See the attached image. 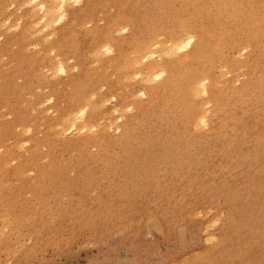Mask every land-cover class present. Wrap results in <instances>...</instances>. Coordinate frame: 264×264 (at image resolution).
I'll list each match as a JSON object with an SVG mask.
<instances>
[{
    "label": "rangeland",
    "instance_id": "1",
    "mask_svg": "<svg viewBox=\"0 0 264 264\" xmlns=\"http://www.w3.org/2000/svg\"><path fill=\"white\" fill-rule=\"evenodd\" d=\"M53 3L0 0V86L16 66L11 54L28 62L25 76L13 81L18 95L5 102L0 97V156H9L11 168L33 162L9 184L19 187L24 179L38 188L44 181L39 167L54 162L60 175L43 203L26 192L25 206L17 202L11 209L0 191V264H216L222 253L230 256L229 245L251 228L243 223L249 212L264 208V197L250 187L264 178V101L258 87L264 86V63L250 64L264 49V30L260 44L252 42L249 30V23L264 25V0H67L63 13L44 23L40 6ZM223 7L225 17L218 15ZM59 16L63 20L56 22ZM184 24L191 30L186 37H195L193 46L169 51L175 43L171 37ZM201 31L209 33L205 53L192 62ZM14 39L18 43L12 44ZM180 60L187 63L179 65V78L189 67L209 76L206 93L188 91L177 106L168 91H156L169 77L165 67ZM78 88L82 104L73 101ZM211 90L224 94L223 120ZM192 114H202L206 123L191 125ZM20 115L26 118L23 126H17ZM65 117L76 129L61 124ZM131 121H137L136 135L125 147ZM214 126L229 139L206 146L184 140L176 148L178 131L199 138ZM90 138L107 142L104 149H89L104 157L68 171L70 180L82 177L73 185L63 179L62 165L80 155L63 147ZM257 140L261 145L255 150ZM160 145L169 151L163 156L166 167L148 159L129 169L146 174L142 189L116 201L132 213L102 219L97 208L112 180L99 178L97 191L87 193L88 175L101 171L119 177L127 167L126 159L119 160L123 150L158 151ZM174 153L180 158L174 160ZM158 204L167 213L161 214Z\"/></svg>",
    "mask_w": 264,
    "mask_h": 264
},
{
    "label": "bare ground",
    "instance_id": "2",
    "mask_svg": "<svg viewBox=\"0 0 264 264\" xmlns=\"http://www.w3.org/2000/svg\"><path fill=\"white\" fill-rule=\"evenodd\" d=\"M39 1V0H34ZM55 4L53 3L52 6H49L48 8L44 5H41L40 8L44 14L42 17V20L44 23H50L53 21V15L55 13H63L65 9V4L67 0H54ZM227 8L223 7L219 16L225 17ZM63 20V16H59L56 22H61ZM250 25H253L252 27H249V30L251 31V39L252 42L255 44H260L261 41V34L260 30H264V25L260 23H249ZM190 27L187 25H182L181 33L175 34L173 37V40L175 43L170 45L169 51H173L177 48H180L182 50L190 49L193 46V42L195 41L194 35L188 38L186 35L191 31L189 29ZM208 31H201L199 33L200 41L195 44V46L192 48V51L190 52V57H192L193 61H199L203 54L205 53V41L208 37ZM19 40L14 39L12 40V44L18 43ZM138 48H140L138 46ZM145 58L148 59V55L145 54ZM10 58L16 62V66L14 70L9 72L6 75H3L5 78V82L0 86V97L2 100L8 101L9 96L11 95H18V87L13 84V81L15 78L20 76H25L24 70L26 65L28 64L27 60L21 55V54H11ZM190 62V63H192ZM264 63V49L258 50L257 53L253 56L252 62L250 63L253 67H256L258 63ZM186 60H180L179 62H175L174 64L170 65L169 67H165L169 72V77L167 80L162 84V86L158 87V91H156L157 94L160 93V91H168V96H172V100L176 103L177 106H181V104H184L185 97L188 94V91H191L193 93H197L198 90L202 93H206L207 89L205 88L206 79L209 76V73L206 71H199L198 69H193L192 67L188 69V73L184 77H178L177 70L179 65H186ZM189 63V62H188ZM169 65V64H168ZM167 66V65H166ZM164 68V66L162 65ZM62 69V68H61ZM157 78H161V75H158ZM84 81H79L76 84V86L80 87V85H83ZM261 91V100L264 101V86L259 85L258 86ZM210 100L215 104L216 112L219 115V118L223 120V115L225 113H228V110H226V105L224 101V94L221 92H218L217 90H211L210 91ZM73 101L75 103H81L84 100V93L82 88H78V91L76 95L73 97ZM82 104V103H81ZM77 105V104H76ZM81 106V105H80ZM77 108V107H76ZM73 109V108H72ZM250 112H248L249 115ZM84 114V110L81 111V116ZM65 115V114H64ZM19 120L17 121V126H23L22 124L25 122L26 118L20 115ZM245 113H241L239 116V120L241 122L245 119ZM189 118V123L191 125H199L201 123H206V119L202 114H192ZM137 122V121H136ZM135 122V123H136ZM133 121L129 122L126 125L125 130V147L128 146L127 144H130L132 138L136 135L135 134V128ZM62 125L70 124V127L68 130H74L76 129L75 122H72L68 117H65L61 121ZM215 130L211 132V134L204 135L199 138H194L190 134L186 132V130L178 131L179 134L176 136L177 141L175 142L176 148H179V145L182 144L181 141L184 140H190L191 142H195L196 144L200 146H206V145H212L216 141H226L229 139V136L224 134L220 128L215 127ZM10 131V128L7 129ZM177 134V133H175ZM3 137L0 135V143L2 142ZM257 144L255 146H251L253 149H256L261 144L260 140L256 141ZM104 143H107L103 138H90L83 141H78L76 143H73L71 145H64L63 148L75 150L79 153L80 157L77 161H71L63 163V179L68 181L71 184H76L79 182V180L82 178L80 176H76L73 180H70L67 176L68 171L76 170L81 165H90V164H96L100 162L102 159V155H95L91 154L89 149L91 147H98L99 149L106 148V145ZM129 147V146H128ZM126 148L123 150L122 157L120 158L127 160V167L124 172L121 170L120 176L115 177L113 176L112 172H107L105 175L100 174L101 171L93 172L88 175L87 178V184H86V190L87 193H95L97 191V184L101 178H108L110 177L111 182V190L107 194H105L106 200L100 204V206L97 208L100 213V217L102 219H111L115 220V217H120L125 214H131L132 209L128 206H123L118 204L117 200H122L123 198L130 195L132 192L137 191L139 189H142L146 184V174L139 172L138 170H134L131 172L133 166L141 165V163L146 162L148 159H155L159 164V168L166 167L164 165V162L166 158L165 156L166 152H169L166 150L165 145H160L161 150H155V148H148L147 150L141 149L140 146H136L135 148ZM176 150V149H175ZM172 150V151H175ZM177 151V150H176ZM222 151V150H218ZM125 152V153H124ZM264 152V149L262 153ZM158 155V156H157ZM174 160H177L180 158L179 153H174ZM128 156V157H127ZM130 157V159H128ZM9 156L4 155L0 156V191L2 192V202L9 206L8 208H13V206L19 202L23 206H25L27 200L23 197L26 192H31L36 196L38 199V203H43L46 200V197H44V193L49 189V185L52 183H55V179H59L60 175L57 171L53 170V167H55V162L51 165L47 166H41L39 167V174L44 176V181L40 184L38 188H32L29 186L28 182L23 179L21 182V185L19 187H15L9 184L12 178L14 177H21L23 175V172L25 168L28 166L29 163H33L32 160H27L19 165V167L11 168L9 166ZM190 158H187L185 160H189ZM238 161L239 158H237ZM236 160V161H237ZM172 161V160H171ZM64 162V161H63ZM122 162V161H121ZM173 162V161H172ZM130 169V170H129ZM129 170V171H128ZM55 171V173H54ZM116 173V172H115ZM100 178V179H99ZM46 183V184H45ZM252 191L256 194V196H262L264 197V178H262L259 182H253L250 185ZM254 189V190H253ZM161 195V193H158V195ZM158 210H160L161 214H165L167 212L165 211L164 206H161V204H158ZM30 217V216H29ZM243 223H249L251 228L249 229H243L242 232L236 237L234 243L232 245H229L230 248H233V253L230 256L227 253H222L224 257L220 258L216 264H261L259 261L256 260L257 257L264 260V208H259L258 206L252 208V212H249L248 218ZM242 223V224H243ZM227 247V246H225ZM222 251H226L222 250Z\"/></svg>",
    "mask_w": 264,
    "mask_h": 264
}]
</instances>
